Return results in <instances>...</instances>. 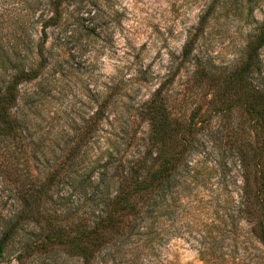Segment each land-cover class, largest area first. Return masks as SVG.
I'll return each mask as SVG.
<instances>
[{
  "label": "trees",
  "instance_id": "16d2710c",
  "mask_svg": "<svg viewBox=\"0 0 264 264\" xmlns=\"http://www.w3.org/2000/svg\"><path fill=\"white\" fill-rule=\"evenodd\" d=\"M16 4L14 11L22 10L26 17L22 28L38 23L40 37L32 46L28 30L22 46H0V137L5 141L0 158L44 162L45 177L38 184L17 174L9 178L23 208L76 199L69 221L68 215L39 211L48 227L46 241L62 247L76 264H97L103 251L104 264H180L157 254L158 220L181 205L180 192L193 181L196 169L190 158L199 127L209 115L230 121L241 107L249 118L247 126L259 136L257 143L252 147L247 130L239 131L228 121L229 139L215 169L217 184L224 188L227 161L235 167L234 183L240 181L235 219L217 212L212 221L198 224L203 237L196 246L203 264H229L220 235L226 230L232 234L233 223L240 219L251 223L264 246V88L251 83L264 44V23L247 40L242 60L226 69L190 59L194 42L188 36L180 54L171 57L170 71L136 106V115L147 126L137 146L114 156L112 149H100L99 142L104 124L117 110L122 80H101L93 56L83 55L100 34L111 42L116 25L110 28L112 23L107 26V22L109 17L116 19L118 10L101 0H18ZM180 76L183 87L173 92L171 86ZM68 92L82 93L85 112L77 111L80 120L75 122L67 111L59 153L46 158L47 150L41 149L44 139L32 141L28 132V114L38 100ZM177 184L180 188L173 190ZM4 249L2 236L0 259Z\"/></svg>",
  "mask_w": 264,
  "mask_h": 264
},
{
  "label": "rangeland",
  "instance_id": "374dc122",
  "mask_svg": "<svg viewBox=\"0 0 264 264\" xmlns=\"http://www.w3.org/2000/svg\"><path fill=\"white\" fill-rule=\"evenodd\" d=\"M17 1L0 0V46L15 43L22 46L28 41V30L32 46L40 37L38 23L28 30L22 28L27 24L26 17L22 10L14 11ZM101 1L113 3L118 10L116 19L109 17L107 22V26L112 23L110 28L114 24L116 28L111 42H105L101 34L97 40L90 41L83 57L93 56L94 70L101 73V80H122L117 92V110L110 115V123L104 124L99 142L100 149H112L114 156L131 152L137 146L138 137L147 126L136 115V106L170 71L171 57L180 54L188 36H193L194 42L190 59L202 66L208 64L212 69H226L242 60L247 40L264 23V0ZM183 78L176 77L171 86L173 92L183 87ZM251 83L255 88H264V44L259 50L258 67L251 74ZM85 99L82 93L79 96V93L68 92L51 100L35 102L28 114L27 128L32 141L39 143V139H44L45 147L41 149L47 150L46 158L51 159L59 153L63 142L59 139L61 129L65 130L68 125L67 111L75 122L79 121L76 113L84 114ZM248 119L239 107L230 121L226 117L209 115L199 127L191 149L190 161L196 169L193 181L180 192L181 205H177L169 217L162 216L164 219L158 220L160 242L156 251L161 258L177 260L180 264H203L196 246L203 237L198 224L212 221L217 212L235 219L236 186L240 183H234L235 167L227 161L224 188L217 184L218 171L215 169L219 168L224 142L229 139L225 129L228 121L233 127H239V131L247 130L252 147L257 143L259 136L254 128L247 126L245 120ZM4 144L0 137V148ZM43 167V161L29 157L0 158V238L5 237L0 264H76V259L62 247L45 240L48 227L39 214L40 210L43 214L54 211L60 217L68 215L69 221L76 199L72 198L67 204L49 201L45 208L36 204L23 208L12 187L13 180L9 179L17 174L38 184L45 177ZM179 188L177 184L173 190ZM235 222L232 234L226 230L220 235L221 250L225 258L231 260L229 264H264V246L251 230V223L241 219ZM97 264H104V251Z\"/></svg>",
  "mask_w": 264,
  "mask_h": 264
}]
</instances>
